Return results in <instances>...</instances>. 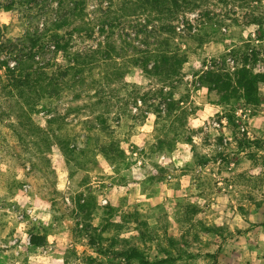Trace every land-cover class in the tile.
I'll list each match as a JSON object with an SVG mask.
<instances>
[{
    "label": "rangeland",
    "instance_id": "1",
    "mask_svg": "<svg viewBox=\"0 0 264 264\" xmlns=\"http://www.w3.org/2000/svg\"><path fill=\"white\" fill-rule=\"evenodd\" d=\"M84 1L91 37L76 33L75 48L106 35L125 47L80 97L33 109L0 70V264H264V87L256 105L218 104L199 77L213 60L264 69V0H179L172 17ZM57 5L0 0V62ZM163 23L186 57L172 81L134 61Z\"/></svg>",
    "mask_w": 264,
    "mask_h": 264
},
{
    "label": "trees",
    "instance_id": "2",
    "mask_svg": "<svg viewBox=\"0 0 264 264\" xmlns=\"http://www.w3.org/2000/svg\"><path fill=\"white\" fill-rule=\"evenodd\" d=\"M57 1L56 16L51 22L43 23L41 29L36 28L34 33L29 34L28 42L21 38L16 39L14 43L11 42L9 47L15 53V63L10 65L8 61L0 62V70H4V78L7 82L5 87L10 88L11 92L17 91L33 109L42 98L58 99L67 90L80 88V91L75 92L74 95L75 98L80 97L78 93L85 91L94 82L89 79H92L96 66L104 65L113 59L114 55H121L125 47L110 40L112 36L106 35L96 47L76 49V33L84 34L85 31V36L91 37L88 21L85 20L86 1ZM131 4H141L142 7L150 9L161 17L165 15L172 17L180 7L179 0H126L124 7ZM254 21L260 26L264 25V20L255 18ZM102 22L100 26L102 31L114 25L113 23L110 25L108 19ZM154 35L155 48L138 50V57L134 60L135 65L148 75L164 76L169 81L175 80L186 57L176 50L177 46L172 50L170 37L175 35L173 24L163 23L155 29ZM199 77L207 86L209 95L215 97L214 101L218 104H229L237 97L247 104L256 105L260 102V91L264 87V69L258 70L247 57L234 71L225 67V64L213 60ZM51 103V101L42 103L43 109L48 113L54 108V104ZM48 121L49 126L56 122L54 118ZM48 139L51 140L50 136ZM53 139L56 141L57 138ZM69 142L68 139H62L60 145L65 146L63 149H66L69 147ZM157 145L161 151L164 150L162 142L159 141ZM33 244L41 245V238L35 237ZM131 251L132 257L140 256L138 248L134 247Z\"/></svg>",
    "mask_w": 264,
    "mask_h": 264
}]
</instances>
